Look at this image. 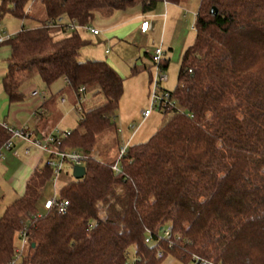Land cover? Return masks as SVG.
Wrapping results in <instances>:
<instances>
[{
  "label": "trees",
  "instance_id": "obj_1",
  "mask_svg": "<svg viewBox=\"0 0 264 264\" xmlns=\"http://www.w3.org/2000/svg\"><path fill=\"white\" fill-rule=\"evenodd\" d=\"M36 1L45 19L5 42L11 52L2 88L14 102L22 98L24 73L35 72L47 88L65 80L79 119L58 149L78 150L85 174L58 189L68 202L65 214L50 209L37 216L54 172L44 162L32 173L0 215V264L13 259L23 227L27 245L16 264H161L166 257L192 264L193 256L264 264V0H199L194 40L182 54L175 88L167 90L176 107L159 110L162 125L146 142L127 146L118 173L111 164L120 147L123 79L103 60L81 61L87 43L66 26H89L96 11L110 16L138 6L148 14L181 0H0V20L34 19L29 8ZM167 64L162 58L163 71ZM90 88L103 103L84 110L77 101ZM104 135L117 145L110 163L94 152ZM10 138L0 124V147Z\"/></svg>",
  "mask_w": 264,
  "mask_h": 264
},
{
  "label": "rangeland",
  "instance_id": "obj_2",
  "mask_svg": "<svg viewBox=\"0 0 264 264\" xmlns=\"http://www.w3.org/2000/svg\"><path fill=\"white\" fill-rule=\"evenodd\" d=\"M197 8L198 0H188L187 4L184 5L183 10H186V13H184L185 17H182L184 24L179 32L173 30V26H169L168 24L164 31L162 29V20L150 17L156 10L148 14H142L138 6L123 11H116L110 16H105L102 11H96L94 19L89 23L88 27L97 30L99 32L98 36H92L88 32L80 30L81 37L87 45L80 51L79 59L81 61L86 59L105 60L123 79V95L116 112L117 136L120 145L129 146L131 144L144 143L162 125V115L157 110L151 111V114L146 119L141 117V112L147 109L150 104L149 94L153 87L152 78L154 69L149 66L148 57H140V49L146 50L151 55L155 48H160L163 51V54L166 56L165 58L168 59V64L167 68L162 71V74L166 77V81L161 83L160 87L172 91L177 84V75L184 51L180 53V51L178 52L179 49H175L174 53H170L168 46L169 44H174L180 47L184 43L183 50H185L192 44L195 37L192 27ZM29 10L31 17L34 19L20 20L8 15L4 16L0 20V32L2 35L13 36L20 30L21 26L25 29L40 26L41 21L45 19L42 5L36 1ZM140 14L147 16L145 19L153 24L148 35L150 38L149 42L147 38L139 36L135 29L133 16ZM4 44L1 46H5ZM5 69V62L0 61V76ZM38 88L47 90V100L51 97L54 98L55 108L58 110L59 116L55 117L52 129H57L59 132H68L73 129L78 122L79 113L73 110V98L65 88L62 80L56 81L48 88L43 87V84ZM38 88L34 86L33 81L20 84L18 91L22 94V98L14 102H9L4 92L0 94V124L7 126L9 129L25 130V133H31L33 135L32 138L40 141L44 138V134L35 135L32 132H34L33 130L40 120L39 115L41 114L40 109L43 102L37 98L29 97L30 93ZM59 90H62L60 95L57 94ZM94 93L95 89L90 88L83 95L82 106L84 110L103 103L102 96L94 95ZM60 96L64 97L65 102L63 104L59 101ZM44 116H47V118L54 117L52 113L50 114L46 110ZM114 139L111 135H104L98 140L94 152L103 162L110 163L116 154L117 145L114 144ZM20 141L21 139L16 138L14 143L18 145ZM27 148L31 152L37 149L30 142H26L25 146L17 148L19 154V158L17 159L21 158V154ZM66 152H69V150H66ZM45 161L46 156L43 159V163ZM3 171V167L0 165V215L5 207L18 196V193L10 187L8 177H3ZM71 175L70 167L64 164L55 182L56 190L70 181L72 179ZM51 184L52 182L49 181L42 190L38 205L39 213L43 212L41 203L53 195ZM128 254L131 257L133 249H129ZM161 264L183 263L171 257H166Z\"/></svg>",
  "mask_w": 264,
  "mask_h": 264
},
{
  "label": "built area",
  "instance_id": "obj_3",
  "mask_svg": "<svg viewBox=\"0 0 264 264\" xmlns=\"http://www.w3.org/2000/svg\"><path fill=\"white\" fill-rule=\"evenodd\" d=\"M75 29H79L85 32H89L91 35L96 36L99 34V32L95 29H92L88 26L84 27H78L74 22H69L66 26L67 31H73ZM151 29V23L149 21H143L140 24V31L141 33L149 32ZM11 38L9 35H2L0 32V46L3 45L6 41H8ZM163 58V51L160 48H155L152 55L149 59V66L154 69V75L152 78L153 87L149 94L150 96V104L149 107L141 112V117L143 119H146L151 114V111L165 108H175L176 103L174 99L170 96L169 92L166 89H163L160 87V84L166 81L165 75L162 74L161 69V61ZM189 72H191L189 70ZM79 92L83 93L84 89L81 88ZM31 97H37L42 101L43 103L47 101V91L36 89L33 92L30 93ZM83 94L81 97H79V101H77V105L80 106V104L83 102L82 100ZM61 102H63V99H61ZM132 128V127H131ZM9 133L11 134V138L3 143V145L0 147V161L2 158L3 151H11L14 156L18 155V152L14 150V145L12 140L19 138L24 142H30V144L39 149L44 156H46V165L53 169L54 175L52 179L50 180L52 182V188H53V195L49 197L48 199H45L43 203H41V208L43 212L48 211L50 209H54L58 214H65L68 210V202L65 200H61L58 190H56L55 182L57 181L58 175L61 173L64 164H67L72 172V168L74 166H83L84 159L82 154L76 150L71 149L69 152L66 151H59V145L63 138H65L68 134V132H59L57 129H52L47 135H44V138L42 140H37L35 138H32L31 133H25V130H14L9 129ZM127 149V145H121L119 147L118 153L116 155L115 161L113 164H111V169L113 172L118 173L120 172L119 162L121 157L125 154ZM28 151H25V154ZM42 212V213H43ZM42 213H37V216H41ZM35 216V215H34ZM27 220V219H26ZM25 220V221H26ZM162 236L164 238H167L170 236V228L166 227L163 231ZM159 239L157 238L156 242ZM152 241V235L150 232L147 231V236L145 238V243H150ZM27 245V235H26V229L23 227L20 232L18 233V245L15 248V254L13 259L9 261L8 264H16L18 262V259L20 255L23 253L25 247ZM156 257L158 259L162 258V253L157 252ZM192 264H215L211 260H207L204 258H200L197 256L192 257ZM127 264H132L131 262Z\"/></svg>",
  "mask_w": 264,
  "mask_h": 264
},
{
  "label": "crops",
  "instance_id": "obj_4",
  "mask_svg": "<svg viewBox=\"0 0 264 264\" xmlns=\"http://www.w3.org/2000/svg\"><path fill=\"white\" fill-rule=\"evenodd\" d=\"M187 2H188V0H181V2L179 4H177V5L169 4V3H163V4H161V5H159L157 7L156 12L154 14L152 13L150 15V17L151 18H155V19L157 18V20L161 19L162 20L161 21L162 29L164 31H165V28H166V26L168 24L169 26L170 25L173 26V28H172L173 30H175L176 32H179L180 28H182V26L184 24L183 21H182V17L183 18L185 17L184 13H186V10H183V8H184V5L187 4ZM198 3H199V0H198ZM195 14H196V12H195ZM146 17L147 16L140 14V15L133 16V19L135 20V29H136L137 34L139 36H141L142 38H147L148 42H149V39H150L148 37L149 32L141 33V31H140V24L143 21L147 20V19H145ZM194 17H195V15H194ZM194 21H195V19H194ZM152 27H153V24L151 23V28ZM192 30H194V23H193ZM98 35H96V36H98ZM171 45L169 44V46H168L169 47L168 51L170 53H174L175 49L176 50L179 49L178 52L180 51V53H182L184 51L183 50L184 49V45H185L184 43L182 45H180V47L176 46L174 44L172 46ZM176 47H179V48H176ZM141 51H142V55H140L141 58L142 57H145V58L148 57L150 59L151 54H149L144 49H140V52ZM10 52L11 51H10L8 46H0V61H4L6 67H7V59L10 56ZM147 54H148V56H147ZM165 57H166L165 54H163V58L164 59H166ZM86 60H97V59H86ZM5 72H6V69L4 70L3 74H1V76H0L1 79L4 76ZM36 78H38V79H36ZM61 80H62L63 84L66 85L65 80L64 79H61ZM27 81H29V82L33 81L34 86H36L37 88L42 86V84H43L41 82V80L39 79V77L37 76V74H35V73H24L22 75V77H21L20 84L25 83ZM43 87H44V85H43ZM38 89L44 90L42 88H38ZM59 91H62V90H59ZM3 92L4 91H3V88H2V80H1L0 81V94H2ZM69 94L73 98L72 101H74V103L73 102L72 103L74 105L75 102H76L75 96L73 94H71V93H69ZM47 96H48V92H47ZM29 97L30 98H37V97H31V96H29ZM37 99H39V98H37ZM61 99H63V102H61ZM59 101H60V103L63 104L65 102L64 97L60 96ZM49 103L47 105H49ZM98 105H100V104H97L96 106H98ZM49 108H50L49 110L48 109L46 110L43 107V105H42V107L40 109L41 110V114L39 115L40 120H39L38 124H36L35 129L33 130L34 132H32L35 135L36 134L47 135L52 130V128L54 127L53 122L55 120V117L59 116L58 115L59 114L58 110L55 108V102L50 103V107ZM45 110L50 112V114L52 113V115L54 116V117H52L53 119L52 118H47V116H44ZM14 140L15 139H13L12 142H13L15 151H17V148L25 146L26 142L21 140L20 143L18 145H16L14 143ZM25 151H28V152L25 154ZM25 151L21 154V158L20 159H17V158H19V154L17 156H14L11 151H3L2 158H1V161H0V165H2L3 170H4L2 172V175H3L4 178L8 177V183H9L10 187L13 190H15L16 193H18L17 198L20 197L24 193V189H25L26 183L29 180V178L31 177L32 173L36 169L40 168L44 164L43 163V159H44L45 156L39 149H36L35 151L31 152L27 148V149H25ZM2 162H3V164H1Z\"/></svg>",
  "mask_w": 264,
  "mask_h": 264
},
{
  "label": "water",
  "instance_id": "obj_5",
  "mask_svg": "<svg viewBox=\"0 0 264 264\" xmlns=\"http://www.w3.org/2000/svg\"><path fill=\"white\" fill-rule=\"evenodd\" d=\"M140 55H142V51L140 52ZM72 177L74 179H80L85 174V167L84 166H74L72 168Z\"/></svg>",
  "mask_w": 264,
  "mask_h": 264
}]
</instances>
